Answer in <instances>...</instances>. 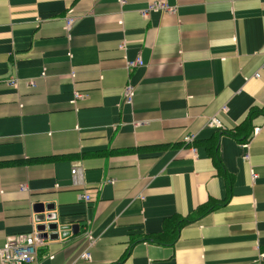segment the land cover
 Instances as JSON below:
<instances>
[{"label": "crops", "instance_id": "obj_1", "mask_svg": "<svg viewBox=\"0 0 264 264\" xmlns=\"http://www.w3.org/2000/svg\"><path fill=\"white\" fill-rule=\"evenodd\" d=\"M263 61L264 0H0V250L49 205L69 233L34 264H255ZM209 201L226 202L166 240Z\"/></svg>", "mask_w": 264, "mask_h": 264}, {"label": "built area", "instance_id": "obj_2", "mask_svg": "<svg viewBox=\"0 0 264 264\" xmlns=\"http://www.w3.org/2000/svg\"><path fill=\"white\" fill-rule=\"evenodd\" d=\"M155 8L157 9H161V10H166V11H172L173 8L167 7V5L161 4V3H155L154 5H151L148 7V9L143 10L141 12L143 17H146V15L149 13V11L154 10ZM74 19L73 18H67L65 19L64 23H65V30L66 32H70V30L73 27V23ZM135 65L138 66H142L141 62L136 61L135 63H130L129 67H134ZM262 66H264V61ZM255 78L259 77V74L256 72L254 74ZM253 77V78H254ZM12 86H16V81L10 79L9 80ZM29 85H32V82L29 83ZM124 93H123V104L126 105H131V97L133 94V90L130 87H126L124 89ZM77 98H81V95L76 92L75 93V99ZM207 127L208 128H222L220 122L215 118V119H211L208 123H207ZM257 131V130H256ZM193 140L194 137L193 136H186L183 137L182 139V143H184V145L188 146H192L193 144ZM191 151L193 152V155L195 153V149L191 148ZM78 168H73L71 171V175H73L74 177H76L79 173ZM79 199H82L84 202H89L90 201V196L88 194H82L80 195ZM46 214H44V220L42 222H40L41 224L44 225V232L40 231L37 232L34 236L29 234L28 238L24 239L23 242H21V239H19V242H17V240L13 239V242H10L8 244H6L1 250H0V261L1 264H34L36 263L37 259V248L39 246H41V244L44 243V241H46L45 239H43V234L42 233H46L47 237L49 234H57V239H63L64 236L63 234L68 235V233H64L67 230H63L60 229L58 225H56L55 230L54 231H48L47 230V224H53L56 221V217L53 216L52 219H47V217L45 216ZM55 219V220H54ZM54 221V222H53ZM39 223V225H40ZM62 232L61 234L59 233V231ZM85 241L87 243L86 245V249L83 250V252L79 255V259L81 261H91V256L89 253V249L94 245V241L92 239V237L88 234V232L85 233ZM255 264H264V255L259 253L257 256V260L255 262Z\"/></svg>", "mask_w": 264, "mask_h": 264}, {"label": "trees", "instance_id": "obj_3", "mask_svg": "<svg viewBox=\"0 0 264 264\" xmlns=\"http://www.w3.org/2000/svg\"><path fill=\"white\" fill-rule=\"evenodd\" d=\"M254 113H250L248 115L249 117L247 118V120H245L243 122V124L241 125L242 131H248V129H249L248 122H249L250 118L254 115ZM223 202H226V201H223ZM223 202H218V203L214 202V201L206 202L203 206L198 207L195 210L194 214L191 215V217L183 218V219H174V221H172L171 225L168 222H165L164 223L165 231L170 230L168 232V234L165 236L167 238L166 240H168V242L172 244L174 242L176 232H178V230L182 226V224L190 223L194 219H200V218L204 217L205 214L212 212L214 209L218 208L219 205H222Z\"/></svg>", "mask_w": 264, "mask_h": 264}, {"label": "water", "instance_id": "obj_4", "mask_svg": "<svg viewBox=\"0 0 264 264\" xmlns=\"http://www.w3.org/2000/svg\"><path fill=\"white\" fill-rule=\"evenodd\" d=\"M52 207H50L49 205H47L45 208H43V206H40L39 209L36 211L37 214V218L39 219V223L42 222L45 218H44V214H46L45 216L47 217V219H52L53 216H55L54 214H52ZM55 220V219H54ZM54 222V221H53ZM57 222L55 221L53 224H47V230L48 231H54L55 230V227H56ZM44 232V225L40 223V225H38L36 227V232ZM43 234V239H47L48 241H54L57 239V234L54 233V234H49L48 237L46 235V233H42Z\"/></svg>", "mask_w": 264, "mask_h": 264}]
</instances>
